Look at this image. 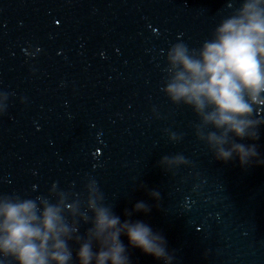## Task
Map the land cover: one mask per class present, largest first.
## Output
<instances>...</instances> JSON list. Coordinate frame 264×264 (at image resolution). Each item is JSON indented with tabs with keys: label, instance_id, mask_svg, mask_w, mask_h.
<instances>
[{
	"label": "water",
	"instance_id": "water-1",
	"mask_svg": "<svg viewBox=\"0 0 264 264\" xmlns=\"http://www.w3.org/2000/svg\"><path fill=\"white\" fill-rule=\"evenodd\" d=\"M242 3L0 0V197L55 203V185L86 199L94 179L121 222L164 237L171 264H264V164L217 160L197 114L163 91L171 47L199 49ZM258 132L235 139L264 160V123ZM178 154L188 163L161 166ZM139 201L151 211L132 212ZM120 239L130 264H164Z\"/></svg>",
	"mask_w": 264,
	"mask_h": 264
},
{
	"label": "clouds",
	"instance_id": "clouds-1",
	"mask_svg": "<svg viewBox=\"0 0 264 264\" xmlns=\"http://www.w3.org/2000/svg\"><path fill=\"white\" fill-rule=\"evenodd\" d=\"M167 61L163 91L174 104L187 105L197 114L200 124L196 134L215 158L224 162L238 158L241 166L253 160L264 164L255 144L235 139L258 140V128L264 123L254 118V112L264 107V0H243L240 8L216 27L212 39L199 49L174 44ZM170 139L179 137L171 133ZM187 163L179 154L160 160L165 169ZM85 187L87 196L81 199L80 194L57 191L54 185L55 203L46 198L37 202L0 197V255L13 258L16 264H73L69 246L73 241L79 245L75 252L78 264H130L120 239L126 235L131 247L171 264L161 234L142 221L121 222L104 203L94 179ZM149 195L157 201L160 198L155 190ZM150 211L144 201L132 210ZM132 212L125 210V215L130 217ZM81 222L90 225L83 235L79 234Z\"/></svg>",
	"mask_w": 264,
	"mask_h": 264
}]
</instances>
